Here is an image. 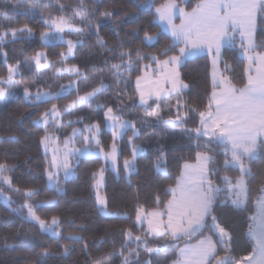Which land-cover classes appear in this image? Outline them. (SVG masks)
<instances>
[{
    "label": "snow or ice",
    "instance_id": "snow-or-ice-1",
    "mask_svg": "<svg viewBox=\"0 0 264 264\" xmlns=\"http://www.w3.org/2000/svg\"><path fill=\"white\" fill-rule=\"evenodd\" d=\"M152 3L153 0H141L140 3L133 0L132 11L112 21L117 30L116 34L119 35L122 24H136L139 13L147 11ZM68 8L72 9L70 15L53 14V11L65 13ZM18 10L25 13L39 10L44 15L45 27L40 32L43 45H67L66 50H61L60 59L56 61L61 66L56 67L52 74L53 83L48 84L47 88L37 87L34 93L31 91L33 84L49 79L40 76V73L54 65L40 51L30 60H26L30 69L33 61L35 64L33 79L23 82V94L30 105L47 104L51 100H60L70 96L73 91L76 92L75 98L69 100L63 108L53 103L50 109H45L39 117L31 121L35 126L41 123L44 125L45 135L41 137L40 143L45 151L47 152L51 142L49 124L55 122L58 129L62 125L63 116L73 115L85 106L92 111L104 110L102 122L93 120L83 128H73L65 137L64 148L56 151L51 163L45 168L49 190L54 191L57 196L63 194L64 181L75 171L74 159L84 157L102 160L101 167L92 173L93 188L97 190L98 210L103 216L116 220L130 218L127 213L110 210L107 198L99 191L103 186L105 171L108 168L118 171L121 152L119 142L129 131L132 133L128 136L131 155L123 160V169L129 178L136 173L137 158L147 150L142 144L136 143L140 139L141 128L137 127L136 121L125 117V108L151 109L147 115L155 119L142 120L141 126L153 133L162 130V135L153 146V151L158 153L155 159L157 174L168 177L167 154L161 141L170 135L175 136L177 129L188 140L189 148L200 149L195 154L196 163L185 162L175 184H170L165 189V195L170 194L166 201L157 192L156 206L152 210L149 211L143 204L137 203L133 224L143 230V235H134L132 228L121 229L123 242L119 253L120 264H159L152 259L142 260V253H147L149 257L159 256L161 252L167 253L170 250L169 240L175 242L178 251L171 261L165 256L166 264H241V261L235 260L230 254L232 235L223 226L217 208L230 205L235 210H246L252 199L251 184L258 176L257 194L252 199L255 211L248 216V235L254 244L252 251L243 257V261L245 264H264V167H253L264 159V52L260 51L264 49V36H260L264 34V27L261 26L264 25V0H200L190 12L181 8L176 0H167L153 14L152 23L157 25L158 30H146L142 43L152 46L164 35L168 36V43L156 53H145L142 48H137L135 55L132 49H125L123 43L119 44L118 53L112 48L104 47L107 41L100 35V29L111 13L105 11L97 17L96 0H93L91 6L87 0H76L74 4H65L61 0H11L10 4L6 3L0 8V53L8 43L23 42L34 35V29L27 23L20 27L12 26L13 16ZM177 17L180 19L179 24L174 22ZM139 28L136 24L132 32L138 33ZM71 34H75L77 38L65 40ZM92 35L96 36V44L102 49L104 66L116 78L117 84L125 71L129 74L133 71L140 73L135 77V96L127 95L129 77L124 80L125 87L119 90L115 102L108 100L101 103L100 98L110 88L105 82V68H98L93 64L90 77L87 69L82 70L77 64L67 63L70 58H74L77 45L83 46L85 40ZM237 47L242 50L241 57L247 61L244 68L246 82L242 86H237L231 77L225 75L232 71L227 62H224L223 71L219 69L222 50ZM205 48L209 55L214 53L212 90L207 96V103L201 109L200 104H190L185 99L191 85L182 79L180 68L190 59L203 55ZM4 56L7 58L6 53ZM161 56L165 59L161 60ZM113 58L117 62L110 63ZM145 59L149 63L140 66L139 62ZM19 68V62L9 64L7 76L0 75V98L15 95L21 86V82L16 79ZM64 75L69 77L66 84L55 79ZM90 78L91 84L88 83ZM81 85L87 89L82 94ZM93 101H96L94 107ZM197 113L199 118L196 126L187 127L188 120ZM85 118L78 116L76 120L68 123H82ZM105 131L111 132V142L107 145L102 139ZM10 139H15V136ZM220 149L225 157V172H238V175H218L221 170L217 160ZM13 171V166L6 161H0V199L21 218L22 223L38 226L41 233L54 238L58 246L62 247V256L66 259L71 255V245H59V241H80L83 236L74 231L65 234L59 215L53 214L49 218L42 214V209L56 204L55 197L41 199L35 187H13V177L10 175ZM9 192L22 196L23 203L12 208L15 201ZM206 229L210 234L195 245L185 243L184 247H179L181 241L201 235ZM153 241L156 243L149 246ZM5 247L15 250L16 245L6 243ZM220 252L223 254H218ZM50 255V249H42L28 264H46ZM100 264L108 262L101 261Z\"/></svg>",
    "mask_w": 264,
    "mask_h": 264
},
{
    "label": "trees",
    "instance_id": "trees-1",
    "mask_svg": "<svg viewBox=\"0 0 264 264\" xmlns=\"http://www.w3.org/2000/svg\"><path fill=\"white\" fill-rule=\"evenodd\" d=\"M166 0H153L150 8L147 11L141 12L138 15L136 24L140 26L138 33H133L132 28L136 24L129 25L124 23L117 30L113 27L112 21L122 17L124 13L131 12L133 8V0H96L97 11L96 16L107 11L111 13L110 18H105V22L100 29V35L107 41L105 48H112L114 52H119V44L123 43L125 49H132L133 55L137 48H142L145 53H156L168 43V36L164 35L159 38L152 46H145L142 43L144 32H156L157 25L152 23L153 14L156 6L164 3ZM179 3L185 4L187 7L196 6L200 0H177ZM11 0H0V8H3L6 3L10 4ZM65 4H74L76 0H61ZM89 5L93 0H87ZM141 0H135V3H140ZM72 9L68 8L65 13L53 11L54 15L71 14ZM44 15L39 10L25 13L23 10H18L12 21V26L20 27L27 23L34 29V35L31 39L23 42L16 41L8 43L0 53V75H7L9 64L19 62V74L17 81L21 82V86L16 90L15 95L0 98V161H6L10 166H13L14 171L10 174L13 177V187L31 186L38 191L39 198L51 199L55 197L56 204L52 207L42 209V214L47 217L56 214L62 219V225L65 234L69 231H74L83 236L80 241H59V245L70 244L71 255L66 259L62 256V247L58 246L57 241L47 234L40 232L38 226L29 223H22L21 218L12 212L4 201H0V264H28L30 259L35 257V254L42 249H50L51 255L47 258L46 264H100L101 261H107L108 264H120V249L123 242L121 229L132 228L134 235H143V230L138 226H134L135 208L137 203H141L146 209L155 208V196L159 192L161 199L166 201L169 195H165V189L170 184H175L176 177L180 173L181 166L188 161H195V154L200 149L188 147V140L182 137L179 129L176 130L175 136H168L161 141L164 145L167 154V170L168 177L165 178L155 171V159L158 155L153 151V146L156 139L162 135V130L153 133L150 129L141 126L142 120L153 121L155 118L147 115L151 109L141 108H125L124 114L126 118L133 119L137 123V127L141 128L140 139L136 140L137 144H142L147 150L142 156L137 158L136 173L130 178L123 169V160L131 155V148L128 144V136L132 133L129 131L120 143V156L118 171L108 168L105 171V194L110 210H119L121 213H127L130 217L125 220H116L111 217L103 216L98 210L96 199V190L93 188L92 173L98 170L103 163L102 160L88 159L80 157L74 161L75 173L64 181L63 194L57 196L56 193L48 188L47 175L45 168L48 166V156L43 150L40 143L41 137L45 135L43 125L35 126L31 123L34 119L45 110L50 109L53 103L58 107L63 106L71 99L75 98L76 92L73 91L70 96H66L60 100H51L47 104L32 106L25 100L23 94V82H28L33 79V71L35 68L34 61L31 69L26 60H30L37 51L45 52L48 59L53 62V67L47 71L41 72L40 76L49 78L45 81H38L32 85L31 90H36L37 87L47 88L48 84H52V74L56 67H60L56 61L60 59L61 50H66V43H53L43 45L40 40V32L45 27L43 24ZM264 27V25H261ZM95 24H93V30ZM264 36V34H260ZM75 40V34L67 35ZM259 38V37H258ZM181 46V45H180ZM179 47V46H178ZM178 47L176 51L178 52ZM220 69L223 71L224 62H227L232 71L225 75L232 78V82L237 86H242L246 82L244 68L246 60L241 57V51L236 49H225ZM264 51V49H260ZM102 49L96 44V36L92 35L85 40L83 46L77 45L74 49V58H70L68 64H77L82 70L87 69L91 77V68L95 64L98 68H105L104 75L107 77L106 83L110 85L108 92L100 98V102L104 103L108 100L113 102L117 99V93L125 87L124 80L129 79L130 83L127 86V95L135 96V77L140 73L133 71L129 74L124 72L123 78L119 84L116 83V78L111 76L108 69L103 64L101 56ZM4 53L7 54L5 58ZM173 53H169L171 55ZM104 55H109L104 53ZM165 57L161 56L160 59ZM127 59V57H125ZM115 58L110 60V63H115ZM149 63L147 59L139 62V65ZM182 79L191 85L189 92L185 94V99L191 103H198L203 108L207 103V96L212 90V59L211 55L204 53L203 55L190 59L180 68ZM59 83L66 84L69 77L67 75L55 77ZM91 84V78L88 81ZM81 94L87 89L81 85ZM55 90V88H53ZM127 97H125L126 99ZM137 103L138 96L136 97ZM174 102V101H173ZM96 101H93V107ZM154 107V105H153ZM103 109L92 111L87 106L83 110H78L73 115H65L61 118L62 125L56 130L59 134L60 142L65 140L73 128L83 127L85 124L93 120L103 121ZM78 116L86 117L82 123L69 124L70 120L74 121ZM198 113L192 115L187 122V127L193 128L198 122ZM22 121V123H21ZM15 139H10L11 136ZM102 139L105 145L111 142V132L105 131ZM217 160L220 163L221 170L218 175H238V172H225L223 168L222 149L219 150ZM255 168L264 167V159L256 165ZM62 178V176H61ZM214 179H216L214 177ZM219 182V181H217ZM259 184V176L251 184L250 196L254 199L256 188ZM5 191H8L5 188ZM12 195L15 203L12 208L18 207L23 203V197L18 193L9 192ZM250 199L249 206L244 211L235 210L230 205L217 208V214L220 216L223 226H225L232 235L231 256L235 260L241 261L251 251L254 241L248 235V216L254 211V204ZM223 200V194H221ZM162 206V205H161ZM71 221H74L72 223ZM146 229V226H145ZM206 229L201 235H196L190 240L181 241L179 247L187 242L194 241L202 236L209 235ZM216 239L215 236H213ZM16 245L15 250H10L5 247V244ZM156 242L153 241L149 246H153ZM85 245L87 246L85 248ZM134 247V245H132ZM167 253L161 252L159 256L149 257L147 253H142V260L152 259L159 264H166L165 256L168 261L175 258V252L178 249L175 247V242L169 240ZM220 255L223 252L218 253Z\"/></svg>",
    "mask_w": 264,
    "mask_h": 264
},
{
    "label": "rangeland",
    "instance_id": "rangeland-1",
    "mask_svg": "<svg viewBox=\"0 0 264 264\" xmlns=\"http://www.w3.org/2000/svg\"><path fill=\"white\" fill-rule=\"evenodd\" d=\"M167 2V0L164 2V3H162V4H160V5H163V4H165ZM176 3L181 7V8H183V9H185V11H191L194 7H187L185 4H183V3H179L177 0H176ZM199 3H200V1H199ZM160 5H158V6H156V8L157 7H159ZM155 8V9H156ZM174 22L176 23V24H179L180 23V19L177 17V18H175L174 19ZM67 39H72V38H70V37H65V40H67ZM43 52V51H42ZM45 53V52H44ZM43 62V61H42ZM20 71V70H19ZM7 76V75H6ZM5 76V77H6ZM33 93L36 91V90H31ZM2 99V98H1ZM51 108V107H50ZM127 119H129V120H133V119H130V118H127ZM41 125H43V123H41ZM44 126V125H43ZM77 128H83V127H77ZM48 132H50L51 133V142L48 144V150H47V152L45 151V147L43 146V150H44V152L47 154V156H48V164H50L51 163V161H52V159H53V156L56 154V151L58 150V149H60V150H62L63 148H64V141L63 142H60V139H59V134H58V131L56 130V126H55V122H53V123H51V124H49V126H48ZM79 145L77 144V147H78ZM78 159V158H77ZM77 159H74L73 160V164H74V161L75 160H77ZM196 161V160H195ZM188 163H192V164H195L196 162H193V161H188ZM74 167H75V165H74ZM117 171V170H116ZM74 173H75V171H74ZM60 175L62 176L63 174H62V172L60 173ZM104 186H105V173H104V179H103V186L99 189V191H100V194L102 195V196H104V197H106V194H105V190H104ZM96 190V189H95ZM96 195H97V190H96ZM0 201H3V199H0ZM153 209V208H152ZM152 209H147V210H152ZM145 226L147 227V225L145 224ZM191 242V241H190ZM196 244V243H195Z\"/></svg>",
    "mask_w": 264,
    "mask_h": 264
},
{
    "label": "crops",
    "instance_id": "crops-1",
    "mask_svg": "<svg viewBox=\"0 0 264 264\" xmlns=\"http://www.w3.org/2000/svg\"><path fill=\"white\" fill-rule=\"evenodd\" d=\"M239 45V37H237V46ZM182 46V45H181ZM262 52H264V51H262ZM204 53H207V48H205V50H204ZM213 55H214V53H213ZM213 55H211V59H213ZM165 59V58H164ZM161 60H163V59H161ZM246 64H247V61H246ZM220 66V65H219ZM219 69H220V67H219ZM163 69H161V71H162ZM221 70V69H220ZM222 71V70H221ZM212 73H213V63H212ZM193 162H196V161H193ZM206 236V235H205ZM204 236H202V237H200V238H198V239H196V240H194V241H191V242H187V243H190V244H192V245H195V243H197L199 240H201L202 238H203ZM214 239V238H213ZM185 245V244H184ZM184 245H182L181 247H184ZM241 264H245V262L243 261V259L241 260Z\"/></svg>",
    "mask_w": 264,
    "mask_h": 264
}]
</instances>
